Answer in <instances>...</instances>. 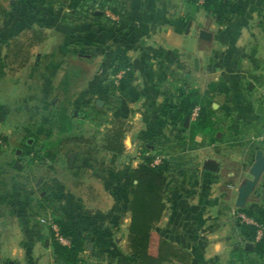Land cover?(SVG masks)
<instances>
[{"label":"crops","instance_id":"1","mask_svg":"<svg viewBox=\"0 0 264 264\" xmlns=\"http://www.w3.org/2000/svg\"><path fill=\"white\" fill-rule=\"evenodd\" d=\"M183 4L184 0H115L118 14L104 12L109 23L102 19L74 21L67 14L69 21L45 26L46 40L31 48L27 64L13 77L0 70V106L8 109L0 123L4 125L1 134L5 142L0 148V264L7 261L9 264H42L43 259L47 260L46 264H52L54 254L48 239L42 243V251L41 237L23 228L21 212L29 206L28 180L41 172L36 178V186L43 209L44 200L56 201L61 195L70 205L75 202L81 206L82 200L76 199L75 191L64 189L53 170L39 171L42 162L27 154L31 147L29 140L23 142V149L20 142L16 148L17 143L12 146L6 141L10 121L19 120L23 115V119L31 123L29 119L46 114L48 106L54 109L52 115L58 120V115L68 114L73 98H84L94 91L109 95L111 90L101 84L114 80L116 75L111 72L120 57L129 61L132 72L128 82L121 86L119 110L112 113L118 119L124 118L135 124L130 131V148L134 147L136 151L128 155L124 150L114 162H111V154L106 152L111 165L126 162L136 168L141 162L139 147L152 139L158 152L168 158L191 159L195 170L179 179L181 186L165 202L154 232L186 250L190 254L188 264H230L233 246L245 245L236 229L234 215L238 209L235 198L240 183L250 178L248 170L256 151L261 150L264 154V0H247L248 25L241 36H235L231 46L225 48L227 61H221L223 64L207 61L205 68L201 61L204 50L199 48L202 45L194 39L192 29L187 30V24L180 19ZM2 5L0 1V8ZM202 13L200 9L196 16ZM9 15L7 11L2 12L0 22L4 23ZM22 16V19L32 18L35 14L26 12ZM21 23L12 24V29H20ZM1 28V34L9 32L6 24ZM255 34L260 35L259 41H254V38L257 40ZM211 35V41H214V34ZM188 39L193 41L196 58L200 60L193 64L203 83L200 89L195 88L199 90L200 98H212V117L207 130L197 129L192 134V124L188 122L183 126L186 131H182L186 135L182 132L180 135L177 130L179 118L170 114L166 99L174 97L172 94L180 85L193 83L192 76L183 72L187 63L182 57L185 58ZM76 48L83 49L85 55L76 53ZM77 60L94 61L97 66L93 74L82 71L79 82L82 84L76 87L78 93L75 94L74 61ZM2 63L0 61V65ZM52 97L56 99L51 103ZM69 112L73 116L74 110ZM127 142L125 139L124 145ZM95 158L94 155H77L73 167L69 162L73 177L80 171L85 179L93 178L110 199V207L124 211L122 192L114 190L112 182L105 179L107 176H103L100 161ZM207 161L214 162L218 172L204 170ZM46 163L51 164L48 160ZM250 207L264 212V173ZM124 215L128 227L129 213ZM119 221L120 216H116L115 225L120 224ZM247 261V264H264L253 256Z\"/></svg>","mask_w":264,"mask_h":264},{"label":"rangeland","instance_id":"2","mask_svg":"<svg viewBox=\"0 0 264 264\" xmlns=\"http://www.w3.org/2000/svg\"><path fill=\"white\" fill-rule=\"evenodd\" d=\"M0 1L3 3L2 7L0 8V12L7 11V13L10 14L9 17L6 18L5 22H2L3 24L7 25L9 32L1 34V27L3 24L0 22V61L3 62L0 65V70L2 72L7 71L6 74L13 77L20 69H16L15 66L10 65L9 63L11 61H7L6 59V49L7 46L11 44V41L16 38L20 40L23 38L25 39L28 35L27 30L29 28L40 27L44 29L45 24H51V22L56 23L57 21H69L70 18L68 19V12L65 10L66 6L63 4L66 2V0H59L61 1L60 6L56 5L55 2H51V0H31L34 3L31 4V8L27 6L23 7L20 2L21 0H14V3H17V6H14V3L11 4V0ZM229 1L231 2V6L228 8L229 13L223 23H217L214 17L208 16L202 9L201 11H203V13L197 16L195 15L194 20L191 21L189 28L192 29L194 39L197 40L199 45H202L199 46V48L204 50L203 58L201 60L205 63L204 68L207 65V61H220V64H223L221 61H227L224 58V52H226L225 48L230 47V42L233 41L232 39L235 38V36H241L240 33L246 30V25H248L246 22L247 0ZM201 3L202 0H198V4L200 5ZM26 12L28 15L30 14L32 16H34L35 12H37V14L32 18L24 17L22 19V14H25ZM40 14H42L44 17L45 22H39L38 17ZM197 18L200 20H197ZM19 22H22L19 26L20 29L13 28V31L11 25L14 24L16 26ZM200 30L213 33L215 37L214 41H208V43H206V41L200 40L198 38V33ZM189 33L190 31H188L187 34ZM255 36L257 40L254 38V41H259L260 35L255 34L254 37ZM192 43L193 41L188 39L187 52L185 58L182 57V59H184V61L187 63L183 72L192 76L191 79L193 80V83H189L188 85H180L179 88H175L174 94H172L174 97L172 96L170 99H166L167 104L169 103L170 109L177 102V89H184V91L196 90L198 97H200L199 90L195 87H199L200 89L203 81L198 77V75H196V69L193 64V61L200 60L196 58V51H194L195 48H193ZM244 47L246 48V46ZM75 51L76 53L85 55L83 49L76 48ZM96 66L97 62L94 61H74V71L76 73V83L74 84L75 94L78 93L76 87L82 84V82L79 83L82 80V71L84 70L87 73L93 74ZM115 81V79L113 82L111 79H109L107 82H105V84H101L108 88V90H111L109 95L107 93L104 95V93H98L97 91H94L90 95H86L84 98L76 97L71 99V103L68 107V114L63 117L58 115V120H55L54 114L52 115V113H54V109L52 110L50 109L51 107L48 106V112L46 114L42 113L32 116V118L29 119L31 123H28L26 120H24L23 115L19 120L15 119L14 121H10V130L6 133V141L12 144V146L17 143L15 146L16 148H19L20 142V146L23 149V142L25 140H29L31 143L30 150L33 160H37L39 163L42 162L39 164L42 166L39 171H46L47 168L53 170L55 175H57L56 179L61 183L64 189L66 191H73V193L75 191L76 199H82L81 206L77 205L75 202L73 205H70L68 201H66L65 197L63 199V196L61 195L56 201H53V199L47 202L44 201L43 209L42 204H40V200L42 201V199H40L39 190H37L36 186V178L41 175V172H39L35 178L33 177L31 179V181L28 180L30 195H28L27 201L29 206L28 209L25 208L21 212V215H24V217L22 216V220H24V230L28 233L39 235V237H41L39 244L42 248V251V243L44 242L45 238L48 239H46L47 242H50V247L53 241H55L53 227H57V219L61 218L63 220H70L73 218H79L82 222L83 236L89 237V240L84 244V250L78 256V259L80 260L78 264H131L132 262L130 251L127 247L128 227L127 221L124 218V213L126 211L124 210L119 212L110 207V199L103 193L104 190L102 187H99L100 184L93 178L90 180L85 179L84 173L80 171L79 174H77L78 176L73 177L74 173L70 171L68 161L69 155L71 153H75L74 161L77 155L96 156L95 160L98 162L100 161V166L103 168V176H107L105 179L112 182L114 190L118 192L122 190L121 188H116L119 186L116 180V173L120 171H126V168L130 167V163L126 165V162H124V164L119 162L118 164L111 165L108 159V154H106V152L101 149L102 139L106 131L110 128V125L113 122H123L124 129L126 130L125 139L128 140V142L124 145V150L128 152V155H131L130 153L133 154L136 151L134 147L130 148V141L132 140L130 131L132 130L133 126H135V124L124 120V118L118 119L114 117L112 113L115 110H119V105L121 102V93H119L121 92L119 90L120 85H118V81L117 83ZM55 99L56 97H52L50 100L51 103L55 101ZM200 99L202 105L209 107L212 111V98L202 97ZM107 100H109V102L104 105V102ZM97 101H101L102 104L98 106ZM53 106V108H55L54 104ZM196 108H198V106L192 110L191 115L189 118H186L184 122L179 119L177 130H179L180 135H186V132H182L186 131L183 128L184 123H195V119L197 117L192 120L191 116ZM70 110L78 111V114L71 116L69 112ZM3 128L4 125L0 124V133L3 131ZM150 144H154L152 139H148L143 142L142 146H140L138 149V153L145 147V145ZM15 147L13 148L15 149ZM47 154L48 156H46ZM176 158L178 159V157ZM162 159L171 160V157L168 158L163 153L157 152L155 154L154 164H159L160 160ZM46 160L50 161L51 164L46 163ZM181 163L186 164L185 168L187 173L190 174L195 171L191 159L188 160V158H183ZM43 165L46 166L44 167ZM176 190H178V188H175L174 193H176ZM254 192L255 190L250 195L245 208L252 205ZM56 196H59V193L56 194ZM126 196V193L123 192V196L121 197L123 204ZM95 204H97V207H95ZM26 206L27 205H25V207ZM237 212L240 211L237 210ZM116 216H120V224L117 225H115ZM237 221L239 220L235 218V222ZM262 232V228L259 226L257 231L258 238L261 237ZM249 256H253L259 261V259L254 255H248L245 257L243 263L238 264H247ZM51 261L52 264H64L60 262L55 256L54 258L52 257ZM46 263L47 260L43 259L42 264Z\"/></svg>","mask_w":264,"mask_h":264},{"label":"trees","instance_id":"3","mask_svg":"<svg viewBox=\"0 0 264 264\" xmlns=\"http://www.w3.org/2000/svg\"><path fill=\"white\" fill-rule=\"evenodd\" d=\"M57 1L59 0H51V2ZM20 2L30 8L31 4H34L31 0H21ZM59 2L60 6L61 1ZM114 2L115 0H66L63 4L69 10V18L74 21L102 19L108 22L109 19L104 15L105 10L118 14ZM230 6L229 0H202L200 5L198 0H184L180 19L187 24L193 21L196 13L202 9L208 16L214 17L216 22L221 24L227 18ZM36 14L37 12H35ZM38 19L39 22H45L42 14ZM51 24H45V26ZM27 33L25 39H13L6 49V59L11 61L9 64L15 66L16 69L23 68L30 58L31 48L43 43L47 38L44 29L40 27L29 28ZM131 69V65L125 57L117 59L111 74L117 75L120 71L128 70L118 81L120 91H122V84L128 82ZM176 92L177 102L171 109L169 108L170 114L184 122L186 118H189L192 110L198 106V116L195 123L192 124V134H195L197 129L207 130L210 128L212 111L209 107L202 105L197 91L177 89ZM108 102L109 100L105 101V104ZM0 110L2 111L1 106ZM125 132L123 122H113L102 139L101 149L111 154V162H114L124 152ZM157 152L158 148L154 144L145 145L139 152L141 162L136 168L127 167L126 171L116 173L117 184L122 188L120 192L127 195L124 209L130 216L127 228V247L132 258L131 264H188L190 254L186 250L171 244L154 232V227L165 209V202L174 196L175 188L180 186L179 179L187 174L186 164L181 163L182 157L171 158V160L162 159L159 164H154ZM27 154H31L30 149ZM238 210L253 222V224L236 222V229L242 242L251 244L252 249L247 251L241 243L235 244L230 253V264L243 263L248 255H254L264 262V212L250 206ZM259 226L263 232L261 237L257 238ZM57 227L59 235L69 241V246H62L55 240L51 245L52 253L64 264H78L80 261L78 256L84 250V244L89 240V237L83 236L81 220L79 218L70 220L59 218ZM3 264H9V262Z\"/></svg>","mask_w":264,"mask_h":264},{"label":"water","instance_id":"4","mask_svg":"<svg viewBox=\"0 0 264 264\" xmlns=\"http://www.w3.org/2000/svg\"><path fill=\"white\" fill-rule=\"evenodd\" d=\"M190 25H191V21L187 25V30L189 29ZM198 38L200 40L208 42V41H211L212 35L211 33L205 30H200L198 33ZM101 104H102L101 101H97L98 106ZM7 113H8L7 108H3L2 111H0V123L2 122L4 115ZM77 114H78V111L73 112V115H77ZM74 156H75V153H71L69 155L70 167L73 165ZM203 169L209 172H218V166L212 161H207L203 165ZM263 173H264V154L261 150H257L255 153L254 162L248 170V175L250 176V178L244 179L236 190L237 194L235 198V207L237 209L245 208L250 195L253 193L256 186L258 185ZM244 248L247 251H251L252 245L249 243H246L244 245Z\"/></svg>","mask_w":264,"mask_h":264},{"label":"built area","instance_id":"5","mask_svg":"<svg viewBox=\"0 0 264 264\" xmlns=\"http://www.w3.org/2000/svg\"><path fill=\"white\" fill-rule=\"evenodd\" d=\"M128 72V70L126 71H120L116 76H115V80L116 83L117 81H119L120 79H122V77ZM198 111L199 109L196 108L191 116V119L194 120L197 115H198ZM5 146V142L3 139L2 134L0 133V148ZM235 218L239 220V222H244V223H248V224H253L252 220H249V218H247L243 213L241 212H236L235 214ZM53 231H54V236H55V240L62 246H69V241L65 238H63L62 236L59 235L58 233V227H53ZM258 238V237H257Z\"/></svg>","mask_w":264,"mask_h":264}]
</instances>
